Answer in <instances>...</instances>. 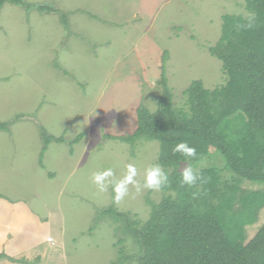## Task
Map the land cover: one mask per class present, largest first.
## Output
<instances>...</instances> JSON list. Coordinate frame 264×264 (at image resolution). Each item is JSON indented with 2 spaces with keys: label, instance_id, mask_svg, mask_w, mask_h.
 I'll return each instance as SVG.
<instances>
[{
  "label": "rangeland",
  "instance_id": "374dc122",
  "mask_svg": "<svg viewBox=\"0 0 264 264\" xmlns=\"http://www.w3.org/2000/svg\"><path fill=\"white\" fill-rule=\"evenodd\" d=\"M25 2L53 12L10 3L0 7V123L8 125L0 130V193L28 201L55 227L54 251L45 261L29 264H139L140 249L122 228L131 218L146 223L161 189L138 192L130 185L115 203L112 187L99 192L92 174L112 168L119 180L134 164L135 179L143 185L145 170L158 164L160 143L129 144L117 137L136 130L139 105L156 109L163 53H169L166 72L174 107H186L184 92L195 80L209 89L222 86V62L208 48L220 39L224 15H247L245 3ZM42 132L64 142L51 141L44 150ZM212 154L217 156L205 158L200 167L223 168V157L215 149ZM230 175L225 171L223 178ZM241 186L264 192L262 184ZM263 224L264 207L246 227L247 237Z\"/></svg>",
  "mask_w": 264,
  "mask_h": 264
},
{
  "label": "trees",
  "instance_id": "16d2710c",
  "mask_svg": "<svg viewBox=\"0 0 264 264\" xmlns=\"http://www.w3.org/2000/svg\"><path fill=\"white\" fill-rule=\"evenodd\" d=\"M242 1L247 15H224L220 39L208 48L222 62L225 83L209 89L195 80L184 92L186 107H174L166 51L156 109L139 105L136 130L117 137L129 144L158 141V164L169 177L149 220L131 218L122 228L140 249L139 264H264V224L252 238L246 231L264 207V192L241 186L246 181L264 185V0ZM5 3L53 12L25 0H0V7ZM0 130H8V125L0 123ZM42 136L44 150L51 141L64 142L45 132ZM83 137L78 135L72 143ZM180 142L194 147L197 156L174 153ZM213 149L223 157V168L200 167L205 158L217 156L210 155ZM187 166L201 175L195 186L182 183ZM225 171L231 172L230 179L223 178Z\"/></svg>",
  "mask_w": 264,
  "mask_h": 264
},
{
  "label": "crops",
  "instance_id": "0c3cea01",
  "mask_svg": "<svg viewBox=\"0 0 264 264\" xmlns=\"http://www.w3.org/2000/svg\"><path fill=\"white\" fill-rule=\"evenodd\" d=\"M54 229L49 218L39 216L28 201L10 199L0 193V255L6 256L0 259V264L45 261L55 248L48 241Z\"/></svg>",
  "mask_w": 264,
  "mask_h": 264
},
{
  "label": "clouds",
  "instance_id": "9594fccd",
  "mask_svg": "<svg viewBox=\"0 0 264 264\" xmlns=\"http://www.w3.org/2000/svg\"><path fill=\"white\" fill-rule=\"evenodd\" d=\"M251 17L249 18L248 27H251ZM174 153L178 152L188 158H195L197 156L196 149L190 147L186 142L178 143L173 149ZM126 175L122 179H115V172L112 168H107L100 172L92 174V182L96 185L99 192L104 193L108 191L109 186L112 187L114 193V202L119 203L128 194L129 186H133L138 192L141 187L149 190L159 191L162 187L169 184L168 174L163 170L159 164L150 166L145 170L144 183L141 185L135 178L137 176V169L134 164L126 166ZM182 183L188 186H195L201 179L199 172L193 170L192 167L187 166L183 169Z\"/></svg>",
  "mask_w": 264,
  "mask_h": 264
},
{
  "label": "built area",
  "instance_id": "2783aa9c",
  "mask_svg": "<svg viewBox=\"0 0 264 264\" xmlns=\"http://www.w3.org/2000/svg\"><path fill=\"white\" fill-rule=\"evenodd\" d=\"M48 241H49V242H53V239L50 237V238L48 239Z\"/></svg>",
  "mask_w": 264,
  "mask_h": 264
}]
</instances>
